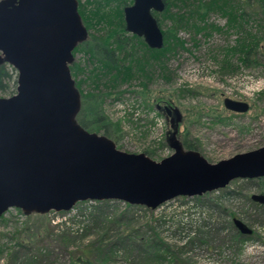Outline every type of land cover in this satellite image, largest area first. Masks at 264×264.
Listing matches in <instances>:
<instances>
[{"label": "rangeland", "instance_id": "374dc122", "mask_svg": "<svg viewBox=\"0 0 264 264\" xmlns=\"http://www.w3.org/2000/svg\"><path fill=\"white\" fill-rule=\"evenodd\" d=\"M77 1L78 7L84 4L87 40L92 39L90 34L103 35L106 28L102 25L89 28L92 5ZM116 3L107 12L118 19ZM131 3L126 0L124 6ZM206 20L220 26L226 23L219 13H211ZM167 25L166 20L160 27ZM253 26L259 37L258 63L245 65L235 53L226 51L236 45L232 32L182 29L178 36L187 49L165 55L168 79L158 65L149 68L148 99L137 92L139 78L111 90L99 85L103 93L112 94L105 96L103 111L121 129L116 139L110 138L116 147L129 153L144 152L155 161L173 153L168 143L173 131L170 117L156 109L158 103L179 108L182 120L177 137L192 142L194 150L210 163L264 145V17ZM123 34L132 35L126 30ZM73 55L72 63L83 67L73 79L90 76L93 63L85 53L78 50ZM226 57L230 63L223 65ZM82 88L92 89L91 80L86 79ZM116 91L121 92L119 99H113ZM15 92L11 82L0 90V97ZM226 97L247 102L249 110L226 109ZM253 193H264V178H237L224 188L176 196L154 209L129 207L119 200L80 201L70 210L46 213L24 214L10 208L0 215V264H19L10 253L20 244L35 264H75L78 257L92 264H264V205L251 200ZM91 214L96 221H89ZM234 217L252 229L246 242L233 224ZM160 251L159 258L152 255Z\"/></svg>", "mask_w": 264, "mask_h": 264}, {"label": "water", "instance_id": "95a60500", "mask_svg": "<svg viewBox=\"0 0 264 264\" xmlns=\"http://www.w3.org/2000/svg\"><path fill=\"white\" fill-rule=\"evenodd\" d=\"M165 0H132L123 7L125 30L160 49L164 34L154 13ZM77 0H0V65L17 73L16 92L0 97V215L70 210L86 200H119L154 209L176 196L226 187L237 178L264 177V145L216 163L185 149L177 137L178 107L165 106L173 153L160 161L118 149L103 134L77 122L81 107L70 64L88 38ZM224 107L245 113L249 104L229 97ZM251 200L264 205V193ZM243 235L252 229L232 219Z\"/></svg>", "mask_w": 264, "mask_h": 264}, {"label": "trees", "instance_id": "16d2710c", "mask_svg": "<svg viewBox=\"0 0 264 264\" xmlns=\"http://www.w3.org/2000/svg\"><path fill=\"white\" fill-rule=\"evenodd\" d=\"M112 2H117L115 8L118 19L107 12ZM89 6V28L95 25H102L106 28L103 35L95 36L90 34L91 40H86L79 44L73 53L82 50L88 60L93 63L91 75L75 80V86L80 93L81 107L77 114V122L89 132L102 131L108 138L116 139L120 134L118 124L112 122L103 111L105 96H111L110 92L103 93L98 89L99 85H104L109 90L119 87L123 83H131L133 79L139 78L142 98L148 99L146 94V80L151 79L149 68L158 65L164 72L163 77L168 79L165 55L175 53L177 48L187 49L185 40L178 36L182 29H192L195 33L201 31H226L237 36L236 45L227 48V52L235 53L240 62L245 65L258 63L257 53L259 48V37L253 24H258V20L264 17V0H165L166 7L162 13H154L159 25L168 21L169 25L162 29L164 34V45L160 49L149 48L142 37L137 35L125 36V23L123 19V6L126 0H87ZM84 4L80 3L78 11L87 27V17L84 14ZM176 8L172 10V8ZM211 13H219L226 19L225 26L215 23H208L207 18ZM93 35V36H92ZM89 36V35H88ZM230 63L226 57L222 64ZM232 65V64H231ZM233 66V65H232ZM72 77L78 76L83 71V67L77 63L70 64ZM17 73L7 64L0 65V90H5L11 82L16 85ZM90 79L93 88L84 90L82 84ZM141 79H145L141 80ZM121 92L116 91L113 99H119ZM151 108V105L148 104ZM186 149L194 150L196 147L186 139L181 141ZM264 177H261L263 179ZM110 200H103L107 203ZM256 203V202H255ZM258 204V203H257ZM129 207L130 204H127ZM91 214L90 222L97 220ZM251 237L244 236L246 240ZM18 250L10 253V258L19 264H35L36 260L32 256L25 255V245H17ZM162 252L152 255L161 256ZM23 257V258H22ZM75 264H92L88 260L78 257Z\"/></svg>", "mask_w": 264, "mask_h": 264}, {"label": "flooded vegetation", "instance_id": "af4514ba", "mask_svg": "<svg viewBox=\"0 0 264 264\" xmlns=\"http://www.w3.org/2000/svg\"><path fill=\"white\" fill-rule=\"evenodd\" d=\"M165 106H169V104H166V103H163V104H160V103H158V104H156V109L158 110V111H164L166 114H167V116L168 117H170V115L167 113V111L165 110ZM172 106V105H171Z\"/></svg>", "mask_w": 264, "mask_h": 264}]
</instances>
